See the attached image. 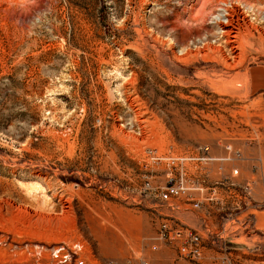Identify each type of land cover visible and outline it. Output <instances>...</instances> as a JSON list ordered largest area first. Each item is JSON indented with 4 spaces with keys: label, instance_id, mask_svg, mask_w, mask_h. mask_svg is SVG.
Returning a JSON list of instances; mask_svg holds the SVG:
<instances>
[{
    "label": "rangeland",
    "instance_id": "374dc122",
    "mask_svg": "<svg viewBox=\"0 0 264 264\" xmlns=\"http://www.w3.org/2000/svg\"><path fill=\"white\" fill-rule=\"evenodd\" d=\"M202 2L0 0V264H264V79L168 49Z\"/></svg>",
    "mask_w": 264,
    "mask_h": 264
},
{
    "label": "bare ground",
    "instance_id": "6f19581e",
    "mask_svg": "<svg viewBox=\"0 0 264 264\" xmlns=\"http://www.w3.org/2000/svg\"><path fill=\"white\" fill-rule=\"evenodd\" d=\"M253 1L203 0L199 9L194 14L190 11L181 24L177 21L176 24L169 26L170 33L173 32L174 37L177 36L174 39V45L180 48V54L177 55L174 46L168 45L172 58L185 64L198 61L211 63L221 67L225 73L236 72V75L231 76L230 81L223 84V86L229 85L234 81L239 83L244 90H247L248 87L253 89V84L260 82L263 77L259 75L252 78V71L248 69V65L251 64L248 63L249 55L251 52H264V22L258 14L261 11L255 10ZM240 5L250 9L248 10L250 14L241 9ZM218 13H220V16L217 18ZM215 17L217 20L211 24V28L218 32L217 35H213L211 30L208 31L209 21ZM182 26L184 28L183 32L181 31ZM177 33L180 34L176 35ZM196 39L199 40V44H195L194 40ZM157 41L166 45L160 40ZM186 42H191L193 45H189ZM136 74L135 72V79L137 77ZM205 78L206 81L209 80L207 76ZM208 84L210 87H216L217 85H215L214 81ZM23 215L30 219L37 217L45 221V223H51L52 221V219L38 215L35 212L27 213L26 211L18 210L15 217H22Z\"/></svg>",
    "mask_w": 264,
    "mask_h": 264
},
{
    "label": "built area",
    "instance_id": "2783aa9c",
    "mask_svg": "<svg viewBox=\"0 0 264 264\" xmlns=\"http://www.w3.org/2000/svg\"><path fill=\"white\" fill-rule=\"evenodd\" d=\"M201 148H202V155L197 158L200 161L205 160V156L207 155V152H208V149L206 147H201ZM235 156L239 157L240 154L236 152ZM236 173L237 172L234 171V174ZM244 190L247 191V188H244ZM185 192H186V189L182 181H179L178 183L174 182L172 184H169L167 188L160 193L159 199L161 202H167L171 199L180 197L181 195L185 194ZM180 234H181L180 231L176 232L177 236H179ZM187 238H188V242L190 246H182L180 249V254L182 258H184L185 260L188 259L192 261L193 259H195L196 257L200 255V247H199L200 238L196 234H193L190 232L188 233ZM76 264H84V261L78 260ZM187 264H190V262H188Z\"/></svg>",
    "mask_w": 264,
    "mask_h": 264
},
{
    "label": "crops",
    "instance_id": "0c3cea01",
    "mask_svg": "<svg viewBox=\"0 0 264 264\" xmlns=\"http://www.w3.org/2000/svg\"><path fill=\"white\" fill-rule=\"evenodd\" d=\"M263 74H264V72H263ZM261 75V74H260ZM262 77H263V79H264V75H262Z\"/></svg>",
    "mask_w": 264,
    "mask_h": 264
}]
</instances>
